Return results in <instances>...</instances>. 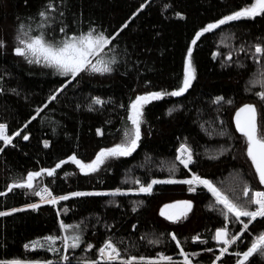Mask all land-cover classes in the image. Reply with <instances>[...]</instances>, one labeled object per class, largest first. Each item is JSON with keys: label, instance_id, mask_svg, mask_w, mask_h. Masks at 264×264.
Masks as SVG:
<instances>
[{"label": "trees", "instance_id": "16d2710c", "mask_svg": "<svg viewBox=\"0 0 264 264\" xmlns=\"http://www.w3.org/2000/svg\"><path fill=\"white\" fill-rule=\"evenodd\" d=\"M253 2L0 0V124L11 137L7 144L0 139V193H5L0 212L9 213L0 216V261L83 264L98 260L99 248L109 240L121 254L111 264L131 256L158 259L161 254L180 260L181 248L193 264H213L220 257L222 244L213 236L227 222L223 206L206 187L158 183L150 193L133 190L152 180L183 181L196 175L236 202L248 199L243 196L245 186L264 191L235 121L237 110L252 104L258 122L264 123V100L258 96L264 91L258 82L264 79V55L255 53L256 45L264 47V15L229 21L196 36L208 24ZM49 3L53 9H48ZM41 11L47 19L39 16ZM21 24L29 36L43 31L49 40L90 29L104 33L110 43L93 63L102 60L112 71L88 69L73 78L28 63L14 52L19 46L16 37L23 36ZM190 48L195 79L181 96H164L143 107L141 138L131 155L107 158L94 172H82L69 160L75 155L90 163L101 149L122 143L133 127L128 119L132 101L150 92L178 90ZM97 97L104 103L94 104ZM218 97L223 99L217 102ZM182 144L192 152L187 168L176 160ZM61 161L66 163L53 176L42 173L35 178L33 189L8 190L29 172L55 168ZM42 186L69 199L29 207L40 200L34 193ZM75 192L101 195L72 196ZM178 201H191L192 209L186 217L169 220L170 207L165 206ZM62 223L79 234L80 247L65 251L61 240L59 252L24 247L47 236L62 237ZM228 229L238 234L242 225L231 222ZM261 233L264 218H257L218 264H236L240 257L235 253L246 251ZM63 255L69 257L65 262ZM246 264H264V253L257 252Z\"/></svg>", "mask_w": 264, "mask_h": 264}, {"label": "snow or ice", "instance_id": "6c2138e0", "mask_svg": "<svg viewBox=\"0 0 264 264\" xmlns=\"http://www.w3.org/2000/svg\"><path fill=\"white\" fill-rule=\"evenodd\" d=\"M54 5L49 3L48 9H53ZM258 15H264V0H254L249 6H245L238 11L233 12L231 15L225 16L224 18L216 21L215 23L208 24L201 32L196 34L197 39L203 35V33L210 32L213 29L219 28L221 25L227 24L229 21H237L241 18H254ZM40 17L47 19V13L41 11L39 13ZM38 27H43L39 25ZM25 26L20 25V30L23 32V36L18 35L16 39L18 40L19 46L14 48V52L18 56L25 57L28 63H43L47 67L54 68L57 72L62 75H69L75 78L79 73L90 69L92 72L105 73L112 71L111 67L104 63L102 60H97L96 63L92 62V57L97 56L103 51L104 47L110 43V39L104 35V33H95L94 29H90L87 33H80L79 35L72 34L67 35L60 40H49L46 38L45 33L42 31L38 34L29 36L27 31H23ZM62 33L65 29L62 27L60 29ZM196 41L193 40V44ZM0 46H3V42L0 41ZM255 53L264 55V47L260 45L255 46ZM192 50H188V60L185 66L184 79L182 85L178 90L172 92H150L143 95H138L130 105V114L128 119L131 121L132 129L125 132V140L122 143L116 144L114 147L101 149L97 154L95 160L89 164H85L78 160L75 155L69 157V160L76 163L82 172H94L96 171L100 164L108 157H121L131 155L137 148L138 143L141 138L140 126L143 116V107L150 101L159 100L164 96H181L185 93L191 86V82L195 79V69L192 65ZM264 85V79L258 81ZM261 100H264V91L258 93ZM53 96L51 99H55ZM223 98L218 97L217 102L221 101ZM94 104H103L100 98H94ZM231 103V101H229ZM171 111V110H170ZM236 128L237 130L246 138L247 142V155L252 161L256 173L259 177V183L264 185V123L258 122V109L252 104H245L239 108L236 112ZM6 125L0 124V139H2L6 144L11 142V137L5 134ZM99 132V130H98ZM18 135V133H17ZM27 140L28 136H24ZM47 146V142H45ZM178 155L176 160L184 165L185 168L192 163V152L187 145L182 144L180 149H178ZM66 163V161H61L56 164L55 168L51 169H41L38 172H29L27 174L26 180L22 182L15 183L9 186V191L13 188H27L33 189V181L35 178L41 176L42 173H46L48 176H53L56 169L61 167V164ZM197 182L204 187H206L216 198V203L223 206L222 215L224 220L227 222L224 227L218 228L215 231L213 239L218 243H222L224 246L219 249L220 256H223L229 252V246L234 245L242 237L244 232L249 230V226L257 220V218H264V191H253L248 186L243 189V196L248 199L244 202H236L230 199L227 195L222 193L211 181L207 179H202L199 176L194 175L192 179L176 181L167 180L159 181L152 180L146 186L141 184L139 191L150 193L154 184L158 183H185L192 185ZM140 183V181H136ZM189 191H195V188L190 187ZM42 192L48 198L42 196L43 203L55 205L58 201L67 200L69 197L52 196L51 192L45 188ZM119 192V190H117ZM37 196H41V192L34 193ZM5 195V193H0V196ZM72 196H88V195H101V193H87V192H75L71 194ZM182 206V210L175 213L167 215L169 220L177 221L182 217H186L188 212L192 209L191 201H178L174 205H166L165 207H177ZM31 208H38V204L29 205ZM12 211H19V209H13ZM7 212H0V216L8 215ZM161 215H165L162 211ZM242 218H248L247 222ZM237 222L242 225L241 233H231L228 229V223ZM62 227L67 228V225ZM78 227V226H77ZM171 239L176 241L177 246L180 245V241L177 239L175 234H172ZM194 240L199 239V236L194 237ZM61 240L64 249H75L80 247L81 237L79 235H73L71 237H57V236H47L43 238V241H33L30 244H26L24 247L26 249H37L46 248L48 251L59 252L60 249L55 247L56 241ZM71 241V242H69ZM150 243H158V241H152ZM92 245H89L91 248ZM207 251H212V249H206ZM100 260L111 262L120 260V251L117 249L115 244L109 240L104 243L102 247L99 248ZM257 252L264 253V233L258 234L255 240L251 243L250 247L242 253H235L240 258L237 260V264H246L250 257H252ZM180 254L183 255V264H192L189 254L185 253L183 248L180 249ZM192 255H196L195 253ZM219 256L216 257L219 260ZM62 260L67 261L69 259L68 255H63ZM167 261L168 264H174L173 258L161 254L158 259L145 258L131 256L127 259L121 261V264H161V262ZM0 264H25V262L20 260L11 261H0ZM27 264H32V262H27ZM40 264V262H36ZM44 264H52L51 261L44 262ZM88 264H100V261H90Z\"/></svg>", "mask_w": 264, "mask_h": 264}, {"label": "rangeland", "instance_id": "374dc122", "mask_svg": "<svg viewBox=\"0 0 264 264\" xmlns=\"http://www.w3.org/2000/svg\"><path fill=\"white\" fill-rule=\"evenodd\" d=\"M107 46V45H106ZM105 46V47H106ZM105 47H104V49H105ZM103 49V50H104ZM101 53V52H100ZM99 53V54H100ZM23 60H26L27 61V59L25 58V57H22V56H20ZM96 56H94V57H92V62H93V60H94V58H95ZM33 64H35V65H40V66H44V67H47V66H45L43 63H39V64H37V63H33ZM49 68H51V67H49ZM51 69H53V70H55L54 68H51ZM56 71V70H55ZM235 117H236V115H235ZM235 121H236V119H235ZM108 158H110V157H108ZM107 159V158H106ZM105 161V160H104ZM91 163V162H90ZM85 164H89V163H85ZM103 164V163H102ZM100 166H101V164H100ZM99 166V167H100ZM190 166V164L188 165V167ZM84 172H86V171H84ZM194 176V175H193ZM193 176L191 177V178H188V179H186V180H189V179H192L193 178ZM195 184L197 183V182H194ZM45 188H47L48 190H49V188L48 187H46V186H42V187H40V189L38 190V192H41V196H39L40 197V200L37 202V203H33V204H42L43 203V201H42V196H44V198H48L47 196H45V194L42 192V189H45ZM50 191V190H49ZM51 192V191H50ZM133 192H135V193H140V191L139 190H133ZM52 194V193H51ZM52 196H54L53 194H52ZM56 197V196H55ZM56 205H57V203H56ZM182 210V206H177V207H170L169 209H167V211H166V214L167 215H169V214H175V213H177V212H179V211H181ZM242 219H244V221L245 222H247V220L248 219H245V218H242ZM62 231H63V236L62 237H65V236H68V237H71V236H73V235H79L78 233L76 234L75 233V230L74 229H72V227H67V228H65V227H62ZM229 231L231 232V230L229 229ZM232 233V232H231ZM241 233V232H240ZM39 241H43V239L42 240H39ZM57 242H58V240L56 241V244H55V247L56 248H58L59 247V245L57 244ZM69 242H71V241H69ZM222 244V243H221ZM224 245L222 244V247H223ZM229 248H230V246H229ZM66 250H68V249H65V251ZM221 257V256H220ZM190 258V257H189ZM183 259H184V257L182 258V259H180V260H175V261H173L174 262V264H183ZM90 261H92V260H88V261H82L81 263H83V264H88V262H90ZM95 261H100V264H108V262H105V261H102V260H100V256H99V258H98V260H95ZM118 261V260H117ZM65 262V261H64ZM26 264H27V262H25ZM34 264H36V263H34ZM40 264H43V263H40ZM161 264H165L164 262H161ZM193 264V263H192ZM213 264H218V260H216ZM237 264V263H236Z\"/></svg>", "mask_w": 264, "mask_h": 264}]
</instances>
